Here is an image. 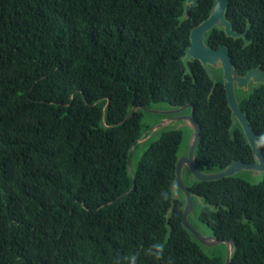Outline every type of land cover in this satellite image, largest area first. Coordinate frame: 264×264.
<instances>
[{
  "label": "trees",
  "instance_id": "16d2710c",
  "mask_svg": "<svg viewBox=\"0 0 264 264\" xmlns=\"http://www.w3.org/2000/svg\"><path fill=\"white\" fill-rule=\"evenodd\" d=\"M214 5L185 17L186 0H0V264L225 263V244L208 254L183 226V194L172 201L180 129L156 130L128 168L148 130L132 110L155 103L193 105L200 170L254 161L221 74L198 60L185 72ZM226 18L251 42L213 27L207 45L240 75L264 71V0H229ZM238 99L264 153V83ZM185 183L196 220L234 240L229 264H264V177Z\"/></svg>",
  "mask_w": 264,
  "mask_h": 264
},
{
  "label": "water",
  "instance_id": "95a60500",
  "mask_svg": "<svg viewBox=\"0 0 264 264\" xmlns=\"http://www.w3.org/2000/svg\"><path fill=\"white\" fill-rule=\"evenodd\" d=\"M199 0H186L185 17H188L191 8L197 6ZM229 6V0H215L211 13L208 18L203 20L198 26L194 27L190 34V46L183 56V62L186 66V73L190 72V66L188 64L191 60H198L205 68L209 76L216 83L214 78V71H221L222 81L225 88L229 107L231 109V116L233 119L230 130L232 131L234 125L239 123L243 132L252 148L254 157L253 162H244L242 160H235L231 162L225 168L214 171L204 172L197 168L195 162V151L200 137L201 127L194 118V107L191 104L179 107L176 112L182 111L185 108H190V113L187 116H183L180 119L186 121L191 129L192 133L189 138L188 154L185 157H179L176 164V177L173 182L172 190L174 192L173 203L175 199L179 198L183 194V226L189 230L193 236L204 246L212 247L219 244H225L226 246V258L224 264H229L232 253L235 249L234 240H220L214 235L205 236L201 234L192 224L189 222V215L193 212L194 198L202 201V199L196 194L192 193L186 186L183 179L184 174L190 175L192 181H213L219 180L228 176H233L242 170L251 171L255 174L264 173V153L261 148L260 137L257 136L249 124L247 115L241 110L239 106V99L237 96V89L249 88L250 83L253 85L264 83V71L259 68H253L249 70L245 75H240L232 63L230 53L225 45H220L217 49L210 48L206 42V34L213 28L218 27L224 30L228 37L238 38L243 37L246 43L251 40L246 39V33H238L232 28V24L226 18V11ZM150 110L145 107H134L132 113L137 109ZM167 122H161L154 126L149 132L154 133L156 130L166 127ZM175 129V128H174ZM177 129V128H176ZM143 134L142 138L137 140L130 149V155L128 159V168L131 172V158L134 152L136 144L142 142L145 136L149 133ZM172 208L169 212H171Z\"/></svg>",
  "mask_w": 264,
  "mask_h": 264
},
{
  "label": "rangeland",
  "instance_id": "374dc122",
  "mask_svg": "<svg viewBox=\"0 0 264 264\" xmlns=\"http://www.w3.org/2000/svg\"><path fill=\"white\" fill-rule=\"evenodd\" d=\"M254 85H249V88L247 90L245 89H237V96L238 98H241L242 96L247 95L252 89ZM148 110L144 111L143 114V124H145L148 127V130L145 131L149 132L154 126L161 122H167L168 125L165 128H177L180 129L183 132V139L178 151L179 157H185L188 154V148H189V138L192 133L191 127L186 124V121H183L180 119L183 116H187L190 113V108H185L182 111L176 112L178 108L171 107L167 103H155L152 104L151 107H149ZM157 133H151L149 132L145 138L142 140V142L139 144V146L135 149L133 152L132 158H131V167L132 169H136L137 162L143 153V151L148 147L150 144V141H152L154 138L157 137ZM240 178L243 180L252 183L257 184L259 183L263 177L264 173L261 174H255L251 171L242 170L239 173H237ZM183 179L185 182L188 180V175L184 174ZM186 184V183H185ZM196 201H194V208L193 212L189 215V222L194 226L201 234L205 236L212 235V232L209 228L201 224L196 220L195 213L198 210V203H201L202 201L195 198ZM216 248V249H215ZM212 249L215 250H223V247L221 244L212 246V247H204V251L208 254L212 252Z\"/></svg>",
  "mask_w": 264,
  "mask_h": 264
},
{
  "label": "flooded vegetation",
  "instance_id": "af4514ba",
  "mask_svg": "<svg viewBox=\"0 0 264 264\" xmlns=\"http://www.w3.org/2000/svg\"><path fill=\"white\" fill-rule=\"evenodd\" d=\"M245 42H246V40H245ZM207 44V43H206ZM220 45H222V44H220ZM220 45H218L216 48H212V47H210V48H212V49H217ZM213 72H214V74H217V75H220L221 74V71H214V69H211ZM221 77H222V74H221ZM250 85H253L252 83H250Z\"/></svg>",
  "mask_w": 264,
  "mask_h": 264
}]
</instances>
